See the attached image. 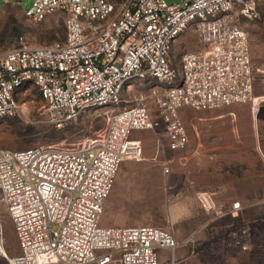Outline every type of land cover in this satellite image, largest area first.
I'll return each mask as SVG.
<instances>
[{"label":"built area","instance_id":"built-area-1","mask_svg":"<svg viewBox=\"0 0 264 264\" xmlns=\"http://www.w3.org/2000/svg\"><path fill=\"white\" fill-rule=\"evenodd\" d=\"M24 0H0L20 5ZM33 0L34 22L63 19V37L31 46L19 36L0 52V119L24 114L18 97L34 89L48 122L62 128L88 113L105 117L97 136L72 146L0 148V257L8 264H161L175 257L172 231L100 225L104 203L124 161L142 156L134 131L161 129L169 152H183L189 135L183 110L214 111L251 104L255 69L240 20L258 18L255 0ZM192 30L196 51L173 66L169 53ZM147 87L119 108L126 86ZM263 97V96H261ZM264 100L259 99L258 105ZM196 199L217 217L215 193ZM4 215L18 254L6 252Z\"/></svg>","mask_w":264,"mask_h":264},{"label":"rangeland","instance_id":"rangeland-1","mask_svg":"<svg viewBox=\"0 0 264 264\" xmlns=\"http://www.w3.org/2000/svg\"><path fill=\"white\" fill-rule=\"evenodd\" d=\"M33 0L20 5L0 2V52L22 36L31 46H44L63 37V19L43 22L23 13ZM170 3V0H166ZM177 2V0H173ZM258 18L240 20L248 34L255 69L251 104L230 105L214 111L183 110L181 119L189 135L183 152H169L161 129L134 131L131 138L142 143L138 160L124 161L115 177L101 215L102 227L150 225L172 231L179 264H264V0H255ZM192 30L180 36L169 59L175 67L181 55L196 51ZM147 87L126 86L119 108L134 103ZM263 96V97H261ZM24 114L0 119V148L77 145L99 135L105 117L88 113L62 128H55L42 109L36 90L18 97ZM199 192L215 193V209L227 212L234 202L241 211L236 217H217L197 202ZM6 252L18 254L9 219L4 215ZM170 254H161L168 264ZM0 264H8L0 257Z\"/></svg>","mask_w":264,"mask_h":264},{"label":"water","instance_id":"water-1","mask_svg":"<svg viewBox=\"0 0 264 264\" xmlns=\"http://www.w3.org/2000/svg\"><path fill=\"white\" fill-rule=\"evenodd\" d=\"M262 102H264V100H262Z\"/></svg>","mask_w":264,"mask_h":264}]
</instances>
